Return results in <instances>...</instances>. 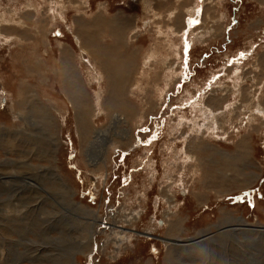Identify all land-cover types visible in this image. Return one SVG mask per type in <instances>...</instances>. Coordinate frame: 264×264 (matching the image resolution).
<instances>
[{"label":"rangeland","instance_id":"rangeland-1","mask_svg":"<svg viewBox=\"0 0 264 264\" xmlns=\"http://www.w3.org/2000/svg\"><path fill=\"white\" fill-rule=\"evenodd\" d=\"M0 27V264H264V0H0ZM99 31L92 62L75 37ZM42 40L82 83L88 145L60 64L29 70ZM115 46L134 116L98 80ZM177 222L184 244L209 235L172 247Z\"/></svg>","mask_w":264,"mask_h":264},{"label":"bare ground","instance_id":"bare-ground-1","mask_svg":"<svg viewBox=\"0 0 264 264\" xmlns=\"http://www.w3.org/2000/svg\"><path fill=\"white\" fill-rule=\"evenodd\" d=\"M98 19V18H97ZM109 19V18H108ZM126 19H119L118 21H116L114 24H113V31H114V37L113 38H115L113 41L116 43V44H118V41H119V45H121L122 47V49H124L125 50V48H124V44L121 42V38L124 36V34H125V27H124V21H125ZM131 19H127V21H130ZM106 21V20H105ZM49 22V21H48ZM48 22H45V27H47V26H49V24H48ZM108 23H109V21H107ZM14 24H17V21H14L13 22V25ZM130 26V25H129ZM41 27V26H40ZM99 27V26H98ZM107 27V26H106ZM0 28H4V27H0ZM15 28H18V27H16V26H14L13 28L11 27V28H8V29H15ZM42 29H44L43 27H41V34H44L45 32H43L42 31ZM6 30V29H5ZM44 30H46V29H44ZM100 30V29H99ZM104 29H101V31H103ZM91 34L93 33V32H90ZM112 33V32H111ZM77 34V37H75L76 38V42H77V46H78V49H79V51L81 52V53H84L85 55H83V57L84 56H86V58H90V60L89 61H92V62H95V61H98V60H93V58L95 59V57H96V54H97V57H100L101 55L100 54H98V53H102V55H103V58H105L106 60H107V57L109 56V54H107V53H103V46H100V45H97V44H99V43H101V39H98V38H100V35H102L101 34V32L99 31V34H97L98 36L96 37V38H90V36L88 35L87 37H86V35L88 34V32H85L83 35H84V39L83 38H81L79 35H78V33H76ZM85 39H87L88 40V42L90 43V45H88L87 43H86V40ZM83 40H84V42H83ZM121 43V44H120ZM60 44V43H59ZM84 44H85V46H84ZM115 44V45H116ZM41 45H42V50H41V57H42V60H39V58L37 59V61H35L34 62V64H33V67L32 68H29V70H30V72L32 73V74H36V77H37V79L41 82V79L47 74V72H48V70L49 69H46V67L47 66H49L48 65V60H53V55L51 56V54L49 53V46H48V44L44 41V40H42L41 41ZM61 45V44H60ZM86 45H88V46H91V45H97V46H95V50L94 51H92V54L95 56V57H91V56H89V54H88V52L86 51V50H88V47L86 46ZM64 47V46H63ZM63 47L61 48V50H60V52H61V58H60V60H53L52 62H56V64H60V66L62 67V69L59 71V73L57 74V82L56 83H52L53 84V88H52V91L53 90H55L56 92H57V89H59V90H61L62 92H68L69 91V95L71 96V98H72V101L74 102V106H75V108H76V110H75V114L77 113L78 114V117H79V119H80V121L78 122V124L81 122V124H82V127H81V132L83 133H81L82 134V136L84 135V133H85V136L84 137H82V141H83V143L85 144V145H88L89 143H91V141H90V137L92 136V134H94V133H97V132H100V131H102V129H100V128H97V127H95V125H93L92 124V122H91V115H90V110H85V109H87L86 108V105H85V103H83V102H81V101H79V102H77L76 100L78 99V97L80 96L81 97V95H83V94H81V92L83 91V87H82V83H80L79 85H78V83H77V79H76V72L72 69L73 67L71 66V65H68V62L67 61H63V59H64V57H68V55H67V52L63 49ZM118 47L117 46H115V47H113V49H111L112 51H110L111 53L112 52H114L116 49H117ZM127 49V48H126ZM89 51V50H88ZM128 51V50H127ZM126 51V52H127ZM45 54V56H49L50 58L49 59H45V57H44V54ZM80 53V54H81ZM126 54H128V53H126ZM132 55V54H131ZM131 55H129V56H127L126 55V58H122V57H124V56H121V50L120 49H117V53H116V56L114 57V58H111V69L109 70L108 69V65H110V64H106V66H102V68H100L99 69V71L100 72H98V77H99V81H104L103 80V78L102 77H104V76H102V74H106V75H108V74H112V79H110L111 81H109L110 83H112L113 85L111 86V90H113V93L111 94V99H110V104H111V106L113 107L114 106V108H117V107H119L120 108V110H123V111H127L128 112V109L129 110H131L132 108H130L127 104H126V102H125V99L124 98H122L121 99V97L120 96H122V94L117 90V89H115L114 87H116V88H118V87H120L119 85H121L120 84V82L122 81V79H123V74H121V69H120V64H126V65H129V63L130 64H132V61H133V58L131 57ZM111 56V55H110ZM133 56V55H132ZM31 57L33 58V57H35V60H36V58H37V54H36V52H34L32 55H31ZM81 57L82 56H80L79 55V58L81 59ZM96 57V58H97ZM121 57V58H120ZM85 58V57H84ZM110 59V58H109ZM86 59H84V61H85ZM105 61V60H104ZM71 62V61H70ZM118 62L120 63L119 64V67L117 68V66H118ZM50 64V63H49ZM32 66V65H31ZM125 66V65H124ZM41 67H44L45 68V72H43V74H41L42 73V70H40V68ZM51 67V66H50ZM70 67V68H69ZM80 68V67H79ZM122 68V67H121ZM75 69V68H74ZM123 69V68H122ZM44 71V70H43ZM56 75V74H55ZM54 75V76H55ZM97 77V76H96ZM105 78V77H104ZM107 78H108V76H107ZM54 79V78H53ZM56 81V80H55ZM97 81V80H96ZM81 82V81H80ZM108 82V81H107ZM45 87V86H44ZM20 88V87H19ZM57 88V89H56ZM121 88V87H120ZM122 91V90H121ZM32 93H33V91H32ZM19 97H18V99L22 96V93L20 92V90L18 91V94H17ZM37 95V94H36ZM36 95H34V94H32L31 96H30V99L32 100L31 101V103H32V108H36L37 107V101H38V96H36ZM22 99V98H21ZM19 101H21V100H19ZM25 101V100H24ZM108 101H109V99H108ZM12 103V102H11ZM99 104V103H98ZM110 104L108 103V105L107 106H110ZM26 106V105H25ZM21 107V106H20ZM44 107V105L42 106V108ZM106 107V106H105ZM93 108H94V105H93ZM108 108V107H107ZM29 109V108H28ZM90 109V108H89ZM97 109V108H96ZM106 109V108H105ZM94 110V109H93ZM92 110V111H93ZM101 110V109H100ZM112 109H109L107 112V114L109 115V117H108V119L109 120H111L112 119V116L113 115H116L117 113H111L112 111H111ZM13 111V110H12ZM23 111V110H22ZM29 111H31V112H36V109L33 111L32 109H29ZM103 111V110H102ZM19 112V111H18ZM132 112H133V110H131V114H132ZM135 112V111H134ZM133 112V116L135 115V113ZM38 113V112H37ZM93 113H94V111H93ZM14 114V113H13ZM24 114V113H23ZM26 114V113H25ZM83 114H84V116H83ZM148 114V113H147ZM21 115V114H20ZM20 115H19V117H20ZM22 116V115H21ZM117 116V115H116ZM50 117V116H49ZM76 117V116H75ZM15 118V117H14ZM51 118H52V115H51ZM104 118H106V116H104ZM77 119V118H76ZM122 119V118H121ZM19 120H20V118H19ZM17 121V120H16ZM77 127H79V126H77ZM124 135V137H121V136H123ZM90 136V137H89ZM119 137H121V139H124L123 141H124V144H126L128 141H129V131L127 130H124L123 132H121L120 133V136ZM52 138V137H51ZM201 138V137H200ZM126 139H127V141H126ZM131 140V139H130ZM87 143V144H86ZM130 143V142H129ZM194 143H195V141H194ZM193 143V144H194ZM52 145V144H51ZM116 145V144H115ZM195 146H196V144H194ZM56 146V145H55ZM117 146V145H116ZM187 148V147H186ZM190 146H188V149H187V151L184 153V157H185V159H186V161L187 162H194L195 164H197V163H204V165H206V166H208L207 165V163L205 162V160H204V158L202 157V156H199L198 157V154L197 153H195V152H197V151H195V152H193V151H191L190 150ZM85 149V148H84ZM196 150H197V148H195ZM194 149V150H195ZM210 149V148H209ZM194 153L195 154H197V158H196V156L194 155ZM204 153V152H203ZM218 154V153H217ZM95 158H96V156H94ZM229 157V156H228ZM105 158V157H104ZM103 158V159H104ZM103 159H98L97 158V160H94L95 161V163L93 164L94 166H98L101 162H103V165H104V163H105V161H103ZM228 159V158H227ZM101 160V161H100ZM108 164V163H107ZM102 166V165H101ZM108 166V165H107ZM203 167V166H202ZM100 168V167H99ZM198 168V167H197ZM206 168H208V167H206ZM96 169V168H95ZM98 169V168H97ZM96 169V170H97ZM103 169V168H102ZM101 171V170H100ZM209 171V170H208ZM211 171V170H210ZM31 172V171H30ZM95 172V171H94ZM212 172V171H211ZM208 173V172H207ZM209 175V174H208ZM7 176V178L6 179H8V180H10L12 177L11 176H8V175H6ZM100 176H102V175H100ZM2 177V176H1ZM5 178V177H4ZM225 184V183H224ZM187 193V192H186ZM15 212V211H14ZM112 213V212H111ZM177 224H178V227L176 228V226H173V227H171V228H176L177 230L175 231L176 233L174 234L175 236V239H181V238H179L178 236H177V231L179 230V222H177ZM110 225V224H109ZM167 225V224H166ZM169 226V225H168ZM165 228H166V226H165ZM247 229H249L248 227H247ZM172 230H174V229H172ZM183 230V229H182ZM131 231V230H130ZM246 231V230H245ZM181 232V231H180ZM208 232V231H207ZM210 232V231H209ZM222 232V231H221ZM238 232V231H237ZM248 232V231H247ZM135 233V232H134ZM201 233V232H200ZM236 233V232H235ZM202 234V233H201ZM201 234H199V235H201ZM223 234V233H222ZM221 234V235H222ZM226 234V233H225ZM232 234V233H231ZM208 235L209 234H207L206 236H202V237H200L199 239H195V240H189V241H187V244H184V243H182V242H180V241H183L182 239L181 240H173V242H172V244H171V246L172 247H174V246H177V247H179V248H182V247H188V246H190V245H193L194 243H196V242H201L204 238H207L208 237ZM216 235V234H215ZM218 235V234H217ZM220 235V234H219ZM218 235V236H219ZM132 236V235H131ZM170 238V237H169ZM191 238V237H190ZM185 240V239H184ZM207 241V240H206ZM177 242V243H176ZM180 242V243H179ZM182 246V247H181ZM203 247V246H202ZM173 249V248H172ZM177 249V248H176ZM186 249V248H185ZM174 250V249H173ZM187 250V249H186ZM171 251V250H170ZM194 251H195V249H194ZM177 252H178V250H177ZM176 252V253H177ZM185 252V251H184ZM181 253H182V251H181ZM173 256V255H172ZM173 260V259H172ZM169 261V260H168ZM173 262V261H172ZM168 263V262H167ZM171 263V262H170ZM173 264V263H172Z\"/></svg>","mask_w":264,"mask_h":264}]
</instances>
